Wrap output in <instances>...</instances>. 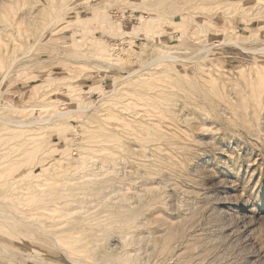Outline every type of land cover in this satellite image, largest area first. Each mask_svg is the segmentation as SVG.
Returning <instances> with one entry per match:
<instances>
[{
    "label": "rangeland",
    "instance_id": "1",
    "mask_svg": "<svg viewBox=\"0 0 264 264\" xmlns=\"http://www.w3.org/2000/svg\"><path fill=\"white\" fill-rule=\"evenodd\" d=\"M0 264H264V0H0Z\"/></svg>",
    "mask_w": 264,
    "mask_h": 264
},
{
    "label": "bare ground",
    "instance_id": "2",
    "mask_svg": "<svg viewBox=\"0 0 264 264\" xmlns=\"http://www.w3.org/2000/svg\"><path fill=\"white\" fill-rule=\"evenodd\" d=\"M146 96H147V94H146ZM239 99V98H238ZM240 101V100H239ZM123 102V101H122ZM163 103V102H162ZM241 104H242V102H241ZM114 105V104H113ZM163 105V104H162ZM131 105H123V106H121V108L120 109H122V111L124 110L125 111V114L127 115V116H129V117H131L132 118V120L134 121V122H138L139 124L141 123V121H140V118H138V116H137V112L136 111H134V109H132V106L130 107ZM245 106V105H244ZM242 109V108H241ZM118 111H120V113H121V110H118ZM117 113V115H115V116H118L119 117V115H118V113L119 112H116ZM149 113V112H148ZM242 113V112H241ZM122 114L124 115V113H121L120 115L122 116ZM245 114V113H244ZM147 115V114H146ZM242 115V114H241ZM125 116V115H124ZM127 116H125V117H123V118H126V121L129 119L130 121H132L131 120V118H127ZM117 117V118H118ZM116 118V117H115ZM121 119L122 118H119L118 120L117 119H115V120H117L118 122V124L117 125H120V122H119V120L121 121ZM114 120V119H113ZM114 120V121H115ZM123 120V119H122ZM125 120V119H124ZM124 120H123V123H124ZM128 120V121H129ZM127 121V123L128 124H123V125H129V123L130 122H128ZM205 122V121H204ZM121 123H122V121H121ZM113 124H115V125H113ZM131 124V123H130ZM112 125L115 127L116 126V122L115 123H113L112 122ZM122 124L120 125V126H123ZM113 126H111V124H110V126L109 127H113ZM113 127V128H114ZM119 127V126H118ZM117 126H116V128H118ZM127 127V126H126ZM136 127V126H135ZM112 128V129H113ZM123 128H125V127H123ZM111 129V130H112ZM121 129V127L118 129V130H120ZM109 130H110V128H109ZM117 130V129H116ZM118 130H117V132H118ZM127 131H129V129H126ZM126 130L125 131H123V129H121V132H122V134H123V132L125 133L126 132ZM107 131H108V129H107ZM111 132H113V130L111 131ZM114 132H116V131H114ZM114 132H113V134H114ZM108 133V132H107ZM120 134V135H119ZM125 134H127V133H125ZM125 134H123L122 136H124ZM114 135H116V133L114 134ZM131 135H133V134H131V133H128L124 138H125V141L124 140H122V141H119V140H117V141H119V143H117L116 142V144H117V146L120 148V147H124L125 149H129V145H127V144H125L126 143V140H128V139H130L131 138ZM117 136H121V133H120V131L118 132V135ZM122 136H121V138H122ZM107 137V136H106ZM109 137H111V136H109ZM108 137V138H109ZM104 137H102V139H103ZM113 138V137H112ZM117 138H120V137H117ZM105 139V138H104ZM114 139H115V137H114ZM121 140V139H120ZM97 143H98V141H99V143L97 144L96 142H94V144L96 143L97 144V146L99 147V149H97V150H103V148L105 149V148H109L108 146L110 145L109 143H110V141H111V143H112V139L110 138V139H105V140H95ZM100 141H101V143H100ZM114 141V140H113ZM115 142V141H114ZM113 144V143H112ZM116 144L115 145H110L111 147H116ZM101 148V149H100ZM95 150H96V148H94ZM113 149V148H112ZM101 150V152H103ZM105 152H107L106 150H105ZM104 153V152H103ZM108 155V154H107ZM109 156V155H108ZM101 157H103V156H101ZM106 157V156H105ZM105 157H104V160H105ZM107 158V157H106ZM109 158V157H108ZM101 160H103V159H101ZM108 159H106V161H107ZM105 161V162H106ZM103 161H101V163H102ZM107 163V162H106ZM106 163H102V165L104 166V164H106ZM94 168V167H93ZM91 171V170H90ZM142 222V221H141ZM141 222H139V223H141ZM142 223H144L145 224V222H142ZM139 225V224H138ZM141 225H143V224H141ZM146 226V225H145ZM144 231V230H143ZM131 232V231H130ZM132 232H134V230H132ZM149 232V231H148ZM150 233V232H149ZM146 234V233H145ZM127 235V234H126ZM131 235V234H130ZM129 235V236H130ZM137 235V234H136ZM143 235V234H142ZM141 234H140V236L138 235V236H136V237H138V238H136V239H139L140 238V240L139 241H141V239H143V238H141V236H142ZM147 235H148V233H147ZM150 236V234L148 235V237ZM131 237V236H130ZM129 237V238H130ZM125 238H126V236H125ZM127 238H128V236H127ZM128 238V240H129V242H137V240H134V238L132 239V238H130L131 240H133V241H130V239ZM147 238V237H146ZM145 237H144V239H146ZM152 238V237H151ZM150 238V239H151ZM149 239V238H148ZM150 239H149V241H150ZM153 240V239H152ZM143 241V240H142ZM133 242V243H134ZM146 242V241H145ZM152 242H154V241H152ZM143 243H144V241H143ZM152 246H154V244L152 245Z\"/></svg>",
    "mask_w": 264,
    "mask_h": 264
}]
</instances>
